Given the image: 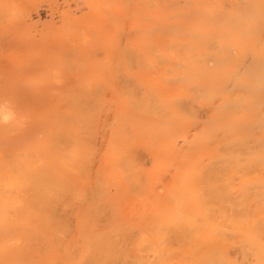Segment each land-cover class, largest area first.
<instances>
[{
    "label": "bare ground",
    "instance_id": "bare-ground-1",
    "mask_svg": "<svg viewBox=\"0 0 264 264\" xmlns=\"http://www.w3.org/2000/svg\"><path fill=\"white\" fill-rule=\"evenodd\" d=\"M0 264H264V0H0Z\"/></svg>",
    "mask_w": 264,
    "mask_h": 264
}]
</instances>
